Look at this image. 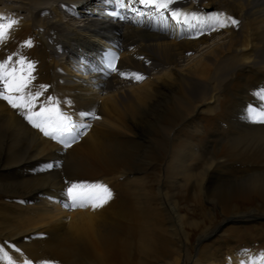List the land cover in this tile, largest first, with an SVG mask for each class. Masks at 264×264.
<instances>
[{
	"label": "bare ground",
	"instance_id": "1",
	"mask_svg": "<svg viewBox=\"0 0 264 264\" xmlns=\"http://www.w3.org/2000/svg\"><path fill=\"white\" fill-rule=\"evenodd\" d=\"M112 2L0 0V17L4 18L2 23L18 21L9 29L5 40L0 41V61L11 55L14 59L24 56L34 62L35 79L31 91H41L40 103L52 97L66 114L81 109L75 120L81 124L89 123L84 119L88 117L81 116V113L108 114L112 109L118 110L119 106L126 113L136 115L138 101L144 100L152 87L163 88L160 86L167 85L173 88V94L177 85L183 87L190 102L178 97L176 105L168 110L173 123V136L163 143L166 148L171 145V150L166 157H159L160 162L167 158L168 173H171L168 175L170 186L175 187L188 180L198 183L200 188L205 185L211 197L218 199L216 203L221 204L223 210H235L233 213L237 212L230 205L232 198L248 200L253 195L264 200V124L248 118L249 106L257 107V94L264 89V0H175L171 6L174 11L196 13L203 17L220 14L239 22L238 26L229 23L228 27L217 30H210L207 23L196 21L177 23L171 18L170 12L165 13L166 19H152L153 12L144 9L135 0H129L132 10L127 11L128 18L120 22L106 18L102 13L101 6ZM137 9L145 12L146 17L138 15ZM28 41H31L30 47L26 43ZM106 45H112L120 52L116 71H109L101 64L98 51ZM45 52L53 58L56 54H73L81 60L80 67L86 74L71 73L67 66L61 72L58 69L48 70L45 74ZM195 53H202V58L193 59L184 70L179 71L178 66ZM153 70L160 76L149 79L148 86L141 87L140 91L138 89L132 97L128 94L125 98L119 92L117 97H109L108 100L102 98L108 90H126L130 83L136 84L133 74L139 73L146 77ZM45 79L56 86L53 94L49 88L41 87L45 86ZM0 101L2 107L8 104L3 98ZM192 102L195 103L194 107L191 106ZM184 108L193 109L186 114ZM5 116L0 112V177L22 171L37 160L42 161V164L60 160V153L55 148L50 152L54 161L49 162L48 154L41 153L43 150L39 141L42 138L34 136L38 129L24 118L22 111L15 109V114L7 118ZM13 140L17 147L11 151L8 145ZM198 149L204 151L202 157ZM85 155L107 164L122 163L126 165L128 173H139L140 168L149 165L154 157L152 151L141 154L137 144L114 141L107 148L98 144L86 146L83 152L75 148L70 167L74 170L84 164ZM89 160L92 162L93 159ZM231 177L242 184L222 185L218 189L214 187L216 179L226 178L228 182ZM138 186L137 189L144 187ZM0 189L27 202L24 205L26 209L41 204L46 196L58 197L52 192L54 186L49 177L29 179L18 184L0 183ZM162 190L164 186L158 193H162ZM62 198L64 203L66 193L62 194ZM141 198L137 202L143 208L145 203ZM166 202L170 212L162 201L163 210H159L170 219L173 235L176 238L178 233L186 236L173 200L168 199ZM113 207L100 215L101 227L96 226L95 215L87 211L67 214L62 210H44L40 220L34 222L22 216L26 211L32 214L31 210L15 214L0 211V241L9 253L6 259L0 256V264H9V261L11 264H42L44 261L52 264H130L131 261L124 258L113 259L108 255L100 258L96 251H109L123 244L124 240L118 233L125 227L123 221L133 217L139 224L144 208L126 210L117 204ZM170 213L174 219L177 216L179 223L175 222L179 225L178 229ZM237 214L226 219L227 222H250L257 216L264 218V210L256 208ZM250 228L249 231H235L240 243L232 247L235 256L232 261L227 257L229 264H264V247L257 248L264 227L255 223ZM219 229H214L216 234ZM207 234L205 232L202 236ZM216 234L212 238L206 236V239L212 240L206 242L207 253L203 254L204 258L212 257V248L216 246L217 238L221 237ZM130 246V243L125 245L124 252L127 254H130ZM147 248L144 237H141L138 252H145ZM248 249V256H243L240 251ZM177 255L178 262L181 258L180 242ZM138 264L146 262L140 261Z\"/></svg>",
	"mask_w": 264,
	"mask_h": 264
},
{
	"label": "rangeland",
	"instance_id": "2",
	"mask_svg": "<svg viewBox=\"0 0 264 264\" xmlns=\"http://www.w3.org/2000/svg\"><path fill=\"white\" fill-rule=\"evenodd\" d=\"M3 20L4 18L0 17V24H3ZM43 55L45 74L48 70L58 69L61 72L66 66L69 67V70L71 69V73L75 72L83 76L86 74L84 69L80 67L81 60L73 54L68 52L66 54H56L55 58L51 57L47 52ZM202 56V53L189 55V58L187 59L188 61L186 60L187 62H183L182 65L178 66L179 71L184 70L193 59H201ZM156 72V70L151 71V74H148L141 81H136V84L132 85L130 83V86H126V90H124V88L108 90V92H104L102 98L108 100L109 97H117L119 92L120 95L125 98H127L128 94L132 97L138 89L140 91L141 87L148 86L149 79L160 76V74H156ZM45 86L51 90L52 94L54 90L57 89L54 83L49 79H45ZM160 87L163 88L152 87V90L148 92L144 100L138 101L139 104L137 107L139 109L136 115L130 112L126 113L124 109L119 106L118 110L112 109L108 114H92V116L98 118H84L89 121L88 125H90V127L79 138V140L73 143L70 147H64L58 141L44 136L40 130H36L35 132L37 133H35L34 136L42 138L39 141L41 142V145L39 146L41 150H43L41 153L48 154L49 162L54 161L51 159L50 152L55 148L60 153V160L47 164H42V161L37 160L22 171L16 172L7 177H0V183L18 184L21 181H27L29 179L36 180L39 177H49L51 185L54 186L52 192L58 197L46 196L41 204L33 205L26 209L24 205H26L27 202L22 201L17 196L9 195L0 189V211L3 210L8 214H15L23 210H31L33 211L32 214L26 211L22 215L26 218L29 217L28 220L31 222L40 220L41 213L44 210H62L67 214L76 211H87L95 215V224L97 227H101L100 215L107 213L108 210H112L115 204L126 210H130L131 208H134L131 210H143L144 208L143 215H141V222L139 224H136L133 217L129 220L123 221L125 227L123 226L122 231L118 232L119 236L124 240L123 244H117L118 246L116 248H112L109 251L106 249H97L96 252L100 258L107 255L113 259L124 258L131 261L130 264H138L140 261H145L146 264H229V259L231 260L235 256L232 252V247L240 243L235 231H239L240 229L249 231L251 229L250 227L255 223L264 227V218L257 216L250 222H227L226 219L232 217L234 214L249 209L256 208L258 210H264V200L253 195L248 200H241L237 197L232 198V200H230V205H232L237 212L233 213L235 210H223L221 204L216 203L218 202V199L211 197V194L206 191L205 185L200 188L198 183L195 184L188 180L178 186H170L168 175L171 173H168L169 164H167V158L160 162V158L162 159L163 157H166L171 150V145H169V148H166L163 143V141L168 138L170 140V137L173 136V123L168 110H171L172 107L176 105L178 97H182L186 102H190V99L186 92H184L183 87L177 85L174 94L173 88H169L167 85L165 87ZM186 102H184V104ZM194 105L195 103L192 102L191 106L194 107ZM0 107H2L1 101ZM192 109L193 108L187 110L184 108L183 112L189 114ZM0 112H3L7 118L12 116V114H15V109L7 104L5 107H2ZM79 112H81V109H75L74 111H68L67 115L71 116L73 121H75L79 117ZM205 123H207V121ZM114 141L137 144L138 151L141 154L145 151H152L154 153L153 160H149V165H143V169L141 167L139 173H128L126 165H123L122 163L107 164L99 162L95 157H87L86 155V161L84 164L79 167L77 166L74 170L70 167L73 150L75 148H79L82 152L86 146L91 144H98L107 148ZM16 147L17 145L14 140L8 145V149L11 151ZM197 152H199L201 157L204 155V151L201 149H198ZM197 155L195 158H197ZM89 159H93L92 162ZM49 164H55L56 166L49 168L47 167ZM130 176L134 178H131ZM165 177L167 179L166 182ZM135 179H139V181H136ZM142 179L144 182H142ZM219 179H216V184L214 186L215 188L217 187V189L222 185L240 186L242 184V182L238 183L233 177L229 178L228 182H226V178ZM233 181L235 183H232ZM81 182H87L89 184L102 183L107 185L112 191V199L103 207L95 210L91 206L76 208L65 207L62 194L66 193L67 188L72 183ZM128 183H130V186ZM138 185H140V187L144 185V187L142 186L143 188H140ZM137 186L142 190L137 189ZM163 186L164 191H169L168 193H163V190L162 193H158ZM167 188L169 190H166ZM138 192H140L139 196ZM126 193L129 194V196ZM143 193L145 194L142 195ZM166 196L169 200H173L176 212L181 217L179 222L180 225H183L186 232V236L183 234L185 239H183V236H181L180 233H178L177 238L173 235L170 219L168 220L165 212L159 210V208L163 206L168 210L166 202L168 199ZM162 197L165 198L163 199ZM140 198L142 201L144 200L143 203H145L143 208L141 207V204L138 203ZM122 201H124V203ZM135 202H137V204ZM132 203L134 205L130 206ZM168 211L170 212V210ZM170 217L172 218L175 228L178 229L179 225L177 224V216L175 215L174 219L171 214ZM175 220L177 222H175ZM17 221L21 220L17 219ZM245 227L247 229H244ZM215 228H220L217 234L214 231ZM205 232L208 233L206 236L211 238L214 234L221 235L220 238H217L219 240L216 242V246L212 248L213 255L211 258H204L203 255L207 253L205 250L206 242L212 240H208L206 239V236H202ZM261 232L262 237L259 238V241L257 242V248L259 249L264 247V229ZM248 235L252 238L251 234ZM141 237H144L145 243L148 246L145 252H138L137 249ZM178 241L181 243V258L177 262V254L179 252ZM1 243L2 242L0 241V249H3V251L0 252V256L2 255L6 259L8 255L4 256V254L9 253ZM129 243L131 244L129 248L130 254H127L124 250L126 249L125 245ZM240 252L243 253V256H248L250 250H241Z\"/></svg>",
	"mask_w": 264,
	"mask_h": 264
},
{
	"label": "snow or ice",
	"instance_id": "3",
	"mask_svg": "<svg viewBox=\"0 0 264 264\" xmlns=\"http://www.w3.org/2000/svg\"><path fill=\"white\" fill-rule=\"evenodd\" d=\"M136 3L143 6L146 10L153 12L154 18L166 19L165 13L170 12L171 18L177 23L189 24L192 21L207 23L210 30L226 28L229 23L238 26L239 22L230 17H224L220 14L208 15L203 17L196 13H183L171 10L175 0H135ZM117 10L111 11L109 15L115 19L123 20L126 17L121 14L131 9L129 0H113ZM138 15L144 16L145 12L135 10ZM18 21L10 20L8 23L0 24V41H4L11 29ZM199 34H203L200 32ZM31 46V41L26 42ZM106 66L110 71H116L113 58L106 59ZM34 62L27 60L24 56L14 59L8 56L0 61V98H3L14 109L22 111L24 118L35 128L40 130L44 136L58 141L64 147H70L77 142L90 125L77 123L71 116L61 111L58 103L52 97H48L43 103H40L41 91L33 93L31 85L35 76ZM123 76L124 73H121ZM137 81L144 79L142 74L135 73L133 77ZM46 89L47 86H41ZM258 104L256 108L249 106L248 118L253 122L264 124V89L259 91ZM38 109V110H35ZM81 116L88 118H98L91 113H81ZM55 164H49L47 167H55ZM112 191L107 185L102 183L87 182L72 183L66 190V201L64 206L68 208L88 207L94 210L106 205L112 199ZM3 249H0L2 252ZM5 255H7L5 253ZM11 264V261H9ZM42 264H52L50 261H44Z\"/></svg>",
	"mask_w": 264,
	"mask_h": 264
}]
</instances>
